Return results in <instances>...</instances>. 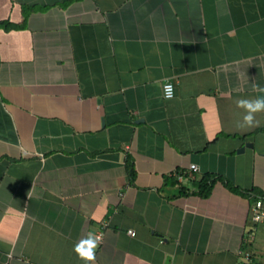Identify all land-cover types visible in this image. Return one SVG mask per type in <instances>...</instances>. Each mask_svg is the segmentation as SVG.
<instances>
[{
  "label": "crops",
  "instance_id": "obj_1",
  "mask_svg": "<svg viewBox=\"0 0 264 264\" xmlns=\"http://www.w3.org/2000/svg\"><path fill=\"white\" fill-rule=\"evenodd\" d=\"M256 97L264 0H0V264H264Z\"/></svg>",
  "mask_w": 264,
  "mask_h": 264
},
{
  "label": "clouds",
  "instance_id": "obj_2",
  "mask_svg": "<svg viewBox=\"0 0 264 264\" xmlns=\"http://www.w3.org/2000/svg\"><path fill=\"white\" fill-rule=\"evenodd\" d=\"M172 85L164 86L165 98H171ZM238 108L243 109L242 120L239 123L240 127H252L258 124L256 114L264 111V97H256L254 99L239 98L236 100ZM101 240V235L89 233L88 236L74 244L73 250L83 259L86 264L94 262L96 249Z\"/></svg>",
  "mask_w": 264,
  "mask_h": 264
},
{
  "label": "built area",
  "instance_id": "obj_3",
  "mask_svg": "<svg viewBox=\"0 0 264 264\" xmlns=\"http://www.w3.org/2000/svg\"><path fill=\"white\" fill-rule=\"evenodd\" d=\"M167 84L172 85V96L173 98L175 96V85L171 80H167L163 84V96L164 95V86ZM169 99V98H167ZM200 171L199 166L196 163L191 164L188 169H185L182 173L178 175V182L180 184H187L191 180H196L197 179V173ZM251 219L255 223H264V199L259 197L257 200H255L254 204L252 205L251 208ZM133 230H130L129 233H132ZM101 235V234H99ZM102 239V235H101ZM247 259H250V253H247L246 256Z\"/></svg>",
  "mask_w": 264,
  "mask_h": 264
},
{
  "label": "trees",
  "instance_id": "obj_4",
  "mask_svg": "<svg viewBox=\"0 0 264 264\" xmlns=\"http://www.w3.org/2000/svg\"><path fill=\"white\" fill-rule=\"evenodd\" d=\"M199 184L201 185V191H200L201 194L203 196H207L213 187L214 180L211 179L210 176H206L199 182ZM228 186L230 188H233V186L230 183H228ZM259 197L264 199V195L262 193H253L252 199L257 200Z\"/></svg>",
  "mask_w": 264,
  "mask_h": 264
},
{
  "label": "water",
  "instance_id": "obj_5",
  "mask_svg": "<svg viewBox=\"0 0 264 264\" xmlns=\"http://www.w3.org/2000/svg\"><path fill=\"white\" fill-rule=\"evenodd\" d=\"M248 145L251 146V143H249ZM244 150H245V146H243V147H241L240 149H238V152L240 153V152H243Z\"/></svg>",
  "mask_w": 264,
  "mask_h": 264
}]
</instances>
